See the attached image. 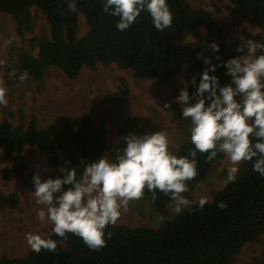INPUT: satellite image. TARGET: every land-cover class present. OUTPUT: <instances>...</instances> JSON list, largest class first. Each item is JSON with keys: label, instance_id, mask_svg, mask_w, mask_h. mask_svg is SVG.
Segmentation results:
<instances>
[{"label": "trees", "instance_id": "obj_1", "mask_svg": "<svg viewBox=\"0 0 264 264\" xmlns=\"http://www.w3.org/2000/svg\"><path fill=\"white\" fill-rule=\"evenodd\" d=\"M230 1L242 13L250 15L251 23L258 30L253 35L242 29L240 35L246 41L264 43V0ZM70 2L0 0V14L13 18L18 36L24 37L34 31L33 9L42 13L49 30L46 37L32 38L29 49L10 51L9 60L2 67L10 86L19 84V77L25 73L33 81L40 82L51 68L75 80L83 68L117 64L122 69L131 70L136 79L160 78L162 83H168L192 67L198 75L187 90L190 96H194L206 68L221 65L210 75L217 76L221 85H227L232 78L222 65L243 55L236 51L240 42L230 39L226 28L219 26L209 11L197 9L187 0H167L173 13V27L164 31L155 29L146 10L129 29L120 31L116 27L119 18L103 11L106 0H75L76 12L68 8ZM80 15L84 16L89 27L87 35L82 38L78 37ZM201 28L214 34L218 52L207 51L199 44L187 41L189 37L198 40ZM206 60L210 65L205 64ZM9 116L13 117V114L9 113ZM177 116L181 128L189 131L190 121L183 118L182 109ZM24 146L38 150L44 163L51 168L62 165L84 167L98 161L106 152L108 159L115 161L118 149H123H110L105 127H96L87 114L67 117L59 131L53 125L40 129L35 116L28 122L21 120L18 125L0 119V177L4 180L12 181L27 170ZM190 149L194 150V145L189 133L174 154L187 156ZM206 156L197 153L199 174L189 182V191H194L221 164L224 155L218 154L211 162ZM7 162L11 165L4 166ZM254 163L255 159L243 162L235 180L215 193L202 209L198 202L191 200L192 205L182 213L170 215L169 197L157 191L158 198L153 202L151 193L145 190L142 200L152 204L165 218L159 228L109 225L105 229L106 246L98 251L90 249L81 238L71 233L63 239L53 232L43 238L58 241L54 253L32 250L18 259L4 256L0 264H236L243 248L257 243L264 234V176L253 170ZM68 187L65 185V190ZM12 200L15 204L17 195H13ZM221 203L227 205L223 210L218 206ZM108 232L112 234L111 239H107Z\"/></svg>", "mask_w": 264, "mask_h": 264}, {"label": "clouds", "instance_id": "obj_2", "mask_svg": "<svg viewBox=\"0 0 264 264\" xmlns=\"http://www.w3.org/2000/svg\"><path fill=\"white\" fill-rule=\"evenodd\" d=\"M68 8L77 11L75 0H71ZM145 10L158 31L173 27V13L167 0H106L103 6L106 14L119 18L116 27L120 31L129 29ZM210 47L219 51L215 42ZM236 51L244 54L222 65L231 76V83L221 85L217 76L210 75L221 65H210L206 60L210 67L203 72L196 94L190 96L185 88L177 97L183 118L190 121L194 150L178 157L170 151L171 140L163 131L129 134L123 137L127 145L118 149L115 161L104 156L84 165L79 177L75 168H61L63 178L42 180L37 173L32 193L36 204L42 206L37 213L39 221L51 223L57 236L67 239L71 233L98 251L107 243L105 229L117 224L122 213L129 211L131 202L142 200L145 190L151 193L153 202L158 198L157 191L168 196L175 214L190 207L193 201L184 194L190 190L189 182L199 174L198 152L207 154L208 162L223 154L231 164L227 169L229 181L235 180L241 163L254 159L253 170L264 176V43L248 40ZM26 78L27 74H22L20 82ZM0 105H8L7 88L2 81ZM65 185L69 186L67 190ZM208 202L207 197H201L199 208ZM218 206L222 210L227 207L224 203ZM111 235L108 232L107 239ZM25 239L37 253L41 250L54 253L58 247V241L39 234L28 233Z\"/></svg>", "mask_w": 264, "mask_h": 264}, {"label": "rangeland", "instance_id": "obj_3", "mask_svg": "<svg viewBox=\"0 0 264 264\" xmlns=\"http://www.w3.org/2000/svg\"><path fill=\"white\" fill-rule=\"evenodd\" d=\"M187 1L197 9L209 11L218 25L226 28L228 37L238 40L240 45L246 43L239 33L242 29H247L253 35L258 33L250 21V15L242 13L230 0ZM32 13L36 25L34 31L24 37L17 35L10 15L0 14V81L7 88L8 99L6 107L0 105L2 121L8 120L13 125H18L21 120L28 122L35 116L40 129L53 125L59 131L67 117L87 114L92 117L96 127H105L110 149L126 147L127 142L123 137L129 134L144 135L163 131L171 140L170 151L176 152L190 133L180 126L177 113L182 105L176 100L181 90L188 88L198 75L192 67L168 83H162L160 78L136 79L131 70L122 69L117 64H98L96 69L83 68L75 80L67 78L60 70L51 68L40 82L27 77L23 83L10 86L9 77L2 69L9 60L10 51L16 48L29 49L32 38L48 36L45 17L36 9ZM88 31L86 20L80 15L78 37L86 36ZM199 32L198 40L189 37L187 41L199 44L207 51L213 50L210 45L213 42L218 44L214 34L203 28ZM166 104L171 106L165 108ZM24 155L27 159V170L23 176L12 181L0 177V260L4 256L11 259L22 258L32 251L25 239L26 234H39L43 238L53 233V225L42 223L37 216L42 206L36 204L32 193L35 191L34 175L39 173L42 180L55 179L64 174L61 168L72 169L66 165L59 168L47 166L42 154L27 146H24ZM104 156L108 158V152ZM222 158L221 164L194 191L184 194L186 198L199 202L201 197H207L209 201L215 193L224 190L232 182L227 179L230 161L225 156ZM3 165L11 164L7 162ZM241 165L242 163L238 168ZM83 168H75L80 176ZM13 195H17L15 204ZM169 214H174L170 204ZM163 220L165 218L152 204L139 200L129 204V211L122 213L116 225L159 228ZM236 264H264V234L257 243L247 244L243 248Z\"/></svg>", "mask_w": 264, "mask_h": 264}]
</instances>
